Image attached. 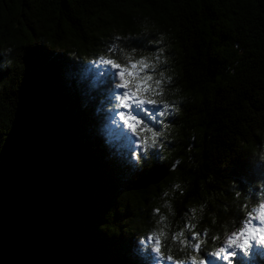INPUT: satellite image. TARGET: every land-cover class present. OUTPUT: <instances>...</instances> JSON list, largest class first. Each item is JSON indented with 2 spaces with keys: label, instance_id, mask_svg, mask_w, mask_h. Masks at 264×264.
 Returning <instances> with one entry per match:
<instances>
[{
  "label": "trees",
  "instance_id": "1",
  "mask_svg": "<svg viewBox=\"0 0 264 264\" xmlns=\"http://www.w3.org/2000/svg\"><path fill=\"white\" fill-rule=\"evenodd\" d=\"M141 34L161 41L164 95L179 112L163 179L130 190L142 173L128 141L110 135L107 86L90 61ZM37 45L55 58L28 57ZM262 152L264 0H0V264H143L156 208L169 234L197 209L194 230L209 229L193 253L202 258L220 243L211 235L257 203L235 198L233 177ZM245 259L264 264L255 249Z\"/></svg>",
  "mask_w": 264,
  "mask_h": 264
},
{
  "label": "snow or ice",
  "instance_id": "2",
  "mask_svg": "<svg viewBox=\"0 0 264 264\" xmlns=\"http://www.w3.org/2000/svg\"><path fill=\"white\" fill-rule=\"evenodd\" d=\"M120 41L123 42V47ZM160 42L143 34L116 37L104 54L90 61L101 81L107 86L108 103L112 106L110 111L130 133V136L128 133L121 134L130 145L135 146L130 148V156L136 161L134 167L139 165L144 183H150L162 167L158 163L162 159L160 153L165 147L167 130L174 123L169 117H174L179 112V101H170L164 95L165 87L172 78L166 77L164 70L160 68L166 62L162 59L164 49L155 46ZM138 51L148 54L137 55ZM26 55L36 59H53L56 56L40 45L27 50ZM257 162L258 176L255 174ZM147 166H151L152 170L144 173L143 168ZM233 181L237 185L234 189L236 199L243 192L246 201L256 197L257 203L250 208L248 203L240 206L241 209L249 210L245 212L243 219L236 217L239 220L238 227L233 224L232 230H229L227 225H223L222 239L220 235H211L213 244L220 241L212 251L206 252L202 258L193 254L200 253L202 245L207 244L209 239L208 228L198 232L194 230L196 224L191 223L198 219L196 208L188 209L192 213L190 219L185 220L182 227L170 234L165 231L169 227L167 218L156 208L153 212L159 219L145 238L152 242V247L148 250L143 264H233L230 259L233 257L236 258L235 264H254L252 260L245 259L254 245L260 246L258 251L264 255V152L250 161L246 175L239 179L233 177ZM179 188V184L173 185V190ZM164 195L167 196V193ZM163 206L171 212V206L167 202ZM203 209L204 205H200L199 211L203 212ZM227 209L228 206L225 205V210ZM169 238L178 244L181 252L188 250L186 257L174 258L170 248L169 254L165 255L162 251L165 247L163 240Z\"/></svg>",
  "mask_w": 264,
  "mask_h": 264
},
{
  "label": "rangeland",
  "instance_id": "3",
  "mask_svg": "<svg viewBox=\"0 0 264 264\" xmlns=\"http://www.w3.org/2000/svg\"><path fill=\"white\" fill-rule=\"evenodd\" d=\"M90 66H91V65H90ZM94 70H95V69H94ZM95 73H96V71H95ZM97 80H101L99 76H98ZM108 115H109V117H110V120L108 121L107 126H108V128H109L110 135H111V136H116V137H118V138H121V139H123V141H125V142L128 141V140H127V139L121 134V133H128V129H126V128L123 127L122 122L119 121L118 117H114V116H113V113H112L111 111H108ZM116 132H118L117 135L114 134V133H116ZM128 135L130 136V133H128ZM131 147H135V146H132V145H131ZM254 223H256V222H254ZM259 247H260V246H256V245H254V246H253V249L249 252V256L252 254V252L254 251V249H255V250H258ZM153 255H155V254H153ZM213 259H214V258H213Z\"/></svg>",
  "mask_w": 264,
  "mask_h": 264
},
{
  "label": "water",
  "instance_id": "4",
  "mask_svg": "<svg viewBox=\"0 0 264 264\" xmlns=\"http://www.w3.org/2000/svg\"><path fill=\"white\" fill-rule=\"evenodd\" d=\"M163 176H164L163 173L156 172V174L152 177V180L150 183H144L142 178L138 179L137 181L133 183L130 190H141V189L146 188L147 186L155 185L163 179Z\"/></svg>",
  "mask_w": 264,
  "mask_h": 264
}]
</instances>
